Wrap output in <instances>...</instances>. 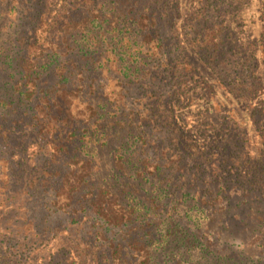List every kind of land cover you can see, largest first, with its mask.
Here are the masks:
<instances>
[{
	"label": "trees",
	"instance_id": "16d2710c",
	"mask_svg": "<svg viewBox=\"0 0 264 264\" xmlns=\"http://www.w3.org/2000/svg\"><path fill=\"white\" fill-rule=\"evenodd\" d=\"M0 59V264H152L121 231L264 203V0H0ZM102 72L115 183L69 152Z\"/></svg>",
	"mask_w": 264,
	"mask_h": 264
},
{
	"label": "rangeland",
	"instance_id": "374dc122",
	"mask_svg": "<svg viewBox=\"0 0 264 264\" xmlns=\"http://www.w3.org/2000/svg\"><path fill=\"white\" fill-rule=\"evenodd\" d=\"M1 67L4 66L0 59V78L4 74ZM115 78L117 76L112 73L99 74L92 97L94 103L104 106L100 112L102 116L97 124L91 121L90 124L81 125L78 139L69 147L70 154L92 160L99 181H115L112 155L113 149L118 145L115 137H112L114 132L110 131V126L116 117L112 113L117 111L114 110V102L105 98L108 97L107 93L111 91ZM129 88L131 90L124 103L126 112L141 106L137 101L141 96L139 83L134 82ZM92 97H89L90 100ZM122 117L117 118L124 119ZM150 185V181L144 182V196L148 195L146 191L152 189ZM232 202H236V199H232ZM175 204L165 206L163 213L158 215L161 220L159 225L148 228L151 233L147 229L142 232L143 228L134 230L131 227V231H121L120 236H126L124 242L129 243L138 235H143L145 239L156 235L155 240L151 237L149 241L152 264H264L263 202L252 203L251 206L250 203L239 205L224 215L196 214L195 209H191V196L182 198L176 207ZM170 217L175 221L168 224L172 220ZM197 237L199 240H196Z\"/></svg>",
	"mask_w": 264,
	"mask_h": 264
}]
</instances>
